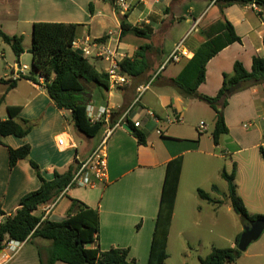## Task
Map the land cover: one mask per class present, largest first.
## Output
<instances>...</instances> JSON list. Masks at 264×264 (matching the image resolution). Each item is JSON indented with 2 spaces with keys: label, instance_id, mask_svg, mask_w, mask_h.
<instances>
[{
  "label": "crops",
  "instance_id": "obj_1",
  "mask_svg": "<svg viewBox=\"0 0 264 264\" xmlns=\"http://www.w3.org/2000/svg\"><path fill=\"white\" fill-rule=\"evenodd\" d=\"M129 1L131 9L127 12V22L133 27L149 26L153 32L152 39L139 38L132 32L123 36L120 14L114 3L106 0H0V30L9 36H23L24 41L28 32H32L34 23H68L77 26L75 41L85 43L89 40L93 44L104 39V45L116 49L120 61L132 58L141 46L148 44L162 51L160 56L150 53L152 71L159 74L141 95L138 89L147 84L137 87V80H130L126 86L110 88L109 91L90 88V107H95L96 112L106 108L110 114L105 129L114 128L127 115L126 124L133 131L125 129L124 124L115 129L107 140V183L89 189L73 187L55 201L47 220L64 221L72 200L82 201L98 211L100 220V232L88 248L102 251L128 248L136 264H148L167 165L182 158L167 239L169 258L166 264H201V258H206L213 247L236 248V238L242 234L239 231L233 235L229 233L233 208L226 196L228 184L221 176L222 171L230 174L236 166V179L246 175L250 187L253 183L254 191L255 177L260 172L264 174V131L254 133L239 127L247 112L261 117L264 84L249 86L244 92L237 91L229 96L224 109L229 131L215 144L212 133L216 113L206 102L184 97L175 87V80H183L184 70L195 51L206 41L215 40L222 34L228 20L241 42L221 49L207 63L205 81L198 88L200 94L208 97L218 95L224 76H233L236 62H241L250 72L253 58L264 57V19L250 5L225 7L219 0ZM183 40L188 57L168 63L174 48ZM88 58L99 72H106L109 67L104 58L95 55ZM16 64L27 66L19 61ZM14 65L6 66L5 70L10 74L5 72L0 78L9 80ZM46 84L39 79L34 82L17 78L16 87L9 89L8 84L0 83L5 89L0 93V106L6 101L7 110L9 106L20 107L14 119L18 123L27 120V126L32 128L24 138L15 135L0 137V203L5 213L0 216V223L15 214L23 196L40 187L41 181L30 160L37 163L43 177L51 181L55 171L64 173L77 161L88 159L104 135L105 130L91 145L88 142L90 137L75 129L70 112L59 109L51 100ZM195 113L204 119L196 123L192 119ZM174 117L182 119L176 124L177 128L165 122L167 118ZM135 122L140 123L136 129L146 136L144 145H140L134 135ZM201 122L206 129H201ZM244 128L249 129V126ZM61 136L66 139L67 146L58 145L57 139ZM84 139L88 141L84 143ZM24 144L31 147L30 157L10 168L9 148L18 149ZM214 186L218 187V192L213 191ZM237 189L247 204L246 196L239 192L238 185ZM198 190L205 191L211 199L221 203L204 200ZM43 208H38L36 213L41 215ZM220 243H226V246ZM48 244V241L35 238L27 242L14 259L6 262L0 256V264H40L38 248L45 249ZM244 257L250 256L243 253L239 260ZM56 264L66 263L58 261Z\"/></svg>",
  "mask_w": 264,
  "mask_h": 264
},
{
  "label": "trees",
  "instance_id": "obj_2",
  "mask_svg": "<svg viewBox=\"0 0 264 264\" xmlns=\"http://www.w3.org/2000/svg\"><path fill=\"white\" fill-rule=\"evenodd\" d=\"M106 1L114 3V0ZM219 1H222L225 7L247 6L256 3L264 11V0ZM90 10L93 13L92 5H90ZM118 13L121 18L120 27L123 36L127 32H132L139 38L152 39L153 32L149 26L146 28L133 27L127 22V13L125 15ZM224 27V32L215 40H208L198 47L184 70L183 80L181 78L175 80V87L184 97L206 102L216 113L212 133L215 144L220 141L223 134L229 131L225 122L224 109L231 95L230 87L238 83L242 85V88L264 84V57H254L250 72L241 62L235 63L233 76H224L223 86L215 97H208L198 92L199 86L205 81L207 63L221 49L232 43L241 42V38L236 34L230 21L226 20ZM76 30V25L68 23H34L32 26L33 42H31L29 50L33 57L32 74L23 78L38 82V78L42 77L47 83L46 91L51 100L59 109L70 112V119L75 129L79 133L94 138L103 133L106 122L101 118V120L91 123L88 117V106L91 105L92 96L87 86L94 84L109 91V76L106 72L97 71L89 58L84 57L80 50L73 48L77 37ZM0 39L4 44L10 46L17 57L20 58L25 53L23 36H9L0 30ZM103 41L105 40H99V42ZM150 53H158L160 56L162 51L160 48L156 49L152 44H148L141 46L132 58H125L120 62L121 74L126 75L130 80H137V87L151 83L159 74L156 70L152 71L154 68L150 62ZM0 83L8 84L9 89L16 87V80L0 78ZM20 110L21 108L18 106L8 107L9 118L0 120V137L15 135L17 138H24L30 134L32 128L27 126V120L18 123L14 119ZM134 135L140 145L146 143V136L136 127ZM30 152L29 144H24L18 149L10 147V168L17 165L20 160L29 158ZM30 164L36 170L41 181L40 187L23 196L15 214L0 223V253L6 241L28 240L27 242H30L37 238L49 242L45 249L38 248L40 264H56L58 261L66 264H136V261L131 259L128 248H112L109 251L88 248V245L94 243L97 233L100 232V220L98 211L88 207L84 202L73 199L67 218L62 222L43 221L41 215L36 213L38 208L54 203L71 184L77 170V163L70 166L64 173L55 171V177L51 181L43 177L37 163L30 160ZM181 165L182 158L167 165L160 211H158L155 223L148 264H166V259L169 258L167 239L179 187ZM236 175V166L230 174L225 170L221 173L222 178L228 184L226 196L231 202L233 211L240 217L243 225L256 220H264V216L251 215L248 211L245 202L237 193ZM218 190L217 186L213 187V191L218 192ZM198 193L204 200L214 204L221 203V201L211 199L203 190H198ZM4 214L0 203V216ZM239 238L241 235L236 238L237 243ZM242 255L243 252L239 251L237 247H213L206 258H201L200 263L234 264Z\"/></svg>",
  "mask_w": 264,
  "mask_h": 264
},
{
  "label": "built area",
  "instance_id": "obj_3",
  "mask_svg": "<svg viewBox=\"0 0 264 264\" xmlns=\"http://www.w3.org/2000/svg\"><path fill=\"white\" fill-rule=\"evenodd\" d=\"M251 8L258 14V16L264 19V11L258 7L256 3L250 4ZM114 8L116 11L120 12L122 15H125L131 9V2L129 0H114ZM264 22V21H263ZM73 48L76 50H80L84 57L97 56L104 58L108 63L109 67L106 69V73L109 76L110 88L117 89L120 87L126 86L130 79L121 74L120 72V60L118 58V53L114 47L104 45L103 42H95L91 44V42L86 41L85 43L75 41L73 43ZM182 57H188V52L184 49V40L181 41L173 50L172 54L168 59V63L178 62ZM5 54L0 51V59H4ZM27 76H24L25 73ZM31 71L27 66H19V64L14 65V72L9 79L17 80V78L21 79L23 77L31 76ZM42 82L44 79L42 77L38 78ZM150 84L146 86H142L138 89V94L141 95L146 90L149 89ZM88 117L91 123H95L101 118L108 122L109 112L106 108H102L101 110L96 112L95 107L88 106ZM153 115V114H152ZM127 115H124L119 122L115 125L114 128H107L104 131L103 138L101 139L99 145L92 151L91 155L88 159L77 161V170L74 174L73 180L71 184L65 189V191L60 195L64 196L72 186L74 187H83V188H96L98 184H106L107 183V153H106V144L107 140L113 134L115 129L123 127L126 124ZM156 116L154 115L153 118ZM167 124H178L182 122L181 117H174L172 119L167 118L165 120ZM135 127L139 128L140 123L135 122ZM200 127L202 130L206 129L205 124L203 122L200 123ZM158 133L162 135V132ZM57 143L60 146H67V141L64 136L58 137ZM43 212L41 214L42 220H47V216L51 213L52 209L55 207V202L51 204H46L43 206ZM26 241H14L9 240L5 242L4 248L0 253V256L4 257V261L8 262L14 259L17 254H19L24 248Z\"/></svg>",
  "mask_w": 264,
  "mask_h": 264
},
{
  "label": "rangeland",
  "instance_id": "obj_4",
  "mask_svg": "<svg viewBox=\"0 0 264 264\" xmlns=\"http://www.w3.org/2000/svg\"><path fill=\"white\" fill-rule=\"evenodd\" d=\"M31 42H33V37H32V32L27 34L25 41H23V48L25 50V53L22 57L18 58L10 48V46L4 44L2 40L0 39V51L5 54L4 59H0V75L4 77L5 72L7 74H10L8 70H5V67L7 66L12 67L17 61L21 65H27V67L32 70V55L27 51L28 47H31ZM28 73V72H26ZM88 91L90 92V88H99L97 85L94 84H89L87 86ZM246 88H242L239 93H242L245 91ZM2 91H5L3 87L0 86V93ZM237 93V92H236ZM14 94V93H13ZM235 94V93H234ZM233 94V95H234ZM231 95V96H233ZM13 101V100H12ZM259 104V100L257 102ZM8 110H7V105L6 101L1 104L0 106V119H4L8 116ZM261 112V117L257 118L254 117L253 114L250 112H247L245 114L244 120L239 123V127L242 128L244 131H252L256 132L257 130L264 131V109H260ZM196 123H198L200 120L204 119L203 116L199 113H195L193 118ZM178 125V124H177ZM176 124H173V127L177 128ZM249 126V129L244 128V126ZM174 128V129H175ZM188 131H191V129H188ZM99 137L96 136L94 138L90 139H84L83 142L86 143L87 141L90 142L91 145L95 143V141ZM264 142V139H262ZM259 157H261V151L258 152ZM237 180V179H236ZM236 184L239 186L240 190L239 192L242 193L244 196H246L247 199V204L246 207L248 211L252 215H261L264 216V174L257 175L254 180V184L256 186V190H253V183L251 182V187L249 185V181L247 179L246 175H243L242 177H239ZM83 188V187H81ZM89 189V188H86ZM227 220V219H226ZM230 234H235L237 231L242 232L243 226H242V221L238 215L233 211L231 214V219H230ZM227 231V230H226ZM223 246H226V243H220ZM246 254H249L250 257H244L241 260L236 261L235 264H264V255L260 256L259 254L264 253V233L261 238L258 239L257 242L251 244L247 251L244 252ZM173 262V261H172Z\"/></svg>",
  "mask_w": 264,
  "mask_h": 264
},
{
  "label": "water",
  "instance_id": "obj_5",
  "mask_svg": "<svg viewBox=\"0 0 264 264\" xmlns=\"http://www.w3.org/2000/svg\"><path fill=\"white\" fill-rule=\"evenodd\" d=\"M240 89L241 84H235L234 86L230 87L229 93L233 95ZM124 128L128 131H133V129L127 124L124 125ZM263 233L264 220H256L253 223L249 222L247 224H244L241 238H239V241L237 243V249L243 253L246 252L251 244L257 242L258 239L262 237Z\"/></svg>",
  "mask_w": 264,
  "mask_h": 264
}]
</instances>
